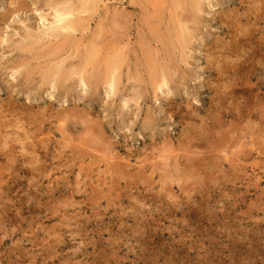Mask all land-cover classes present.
<instances>
[{"label":"rangeland","instance_id":"rangeland-1","mask_svg":"<svg viewBox=\"0 0 264 264\" xmlns=\"http://www.w3.org/2000/svg\"><path fill=\"white\" fill-rule=\"evenodd\" d=\"M0 264H264V0H0Z\"/></svg>","mask_w":264,"mask_h":264},{"label":"bare ground","instance_id":"bare-ground-1","mask_svg":"<svg viewBox=\"0 0 264 264\" xmlns=\"http://www.w3.org/2000/svg\"><path fill=\"white\" fill-rule=\"evenodd\" d=\"M194 4V3H193ZM86 5V4H85ZM193 7H195V5H193ZM196 7H197V4H196ZM195 7V8H196ZM201 8V7H200ZM197 9H199V8H197ZM61 11V10H60ZM65 11V10H64ZM67 11V10H66ZM58 14H60L59 15V20H58V23L59 24H61L62 23V25H61V30L62 31H66V32H68V31H71V30H73V28H74V26L72 25V21L71 22H69V20H66L67 18H71L73 15L71 14V12H69V11H67V12H64V13H58ZM56 15H57V13H56ZM55 15V16H56ZM57 21V20H56ZM55 22V21H54ZM57 23V22H56ZM57 23V24H58ZM57 26H59V25H57ZM60 27V26H59ZM56 29H57V27H56ZM60 31V30H59ZM58 31V32H59ZM61 33V32H60ZM54 36V35H53ZM184 37V36H183ZM182 39V38H181ZM179 41H182V40H179ZM96 56V53H95V51H92L91 50V54H90V58L91 59H93L94 57ZM118 57H120V56H118ZM110 61H112V60H110ZM114 61V60H113ZM108 62H109V60H108ZM151 63V62H150ZM150 63H149V65H150ZM153 63V62H152ZM151 63V64H152ZM20 64V63H19ZM104 64H105V62H104ZM106 64L108 65H105V67H108V70L106 71V73L104 74V81H107L108 83H110L109 84V88L111 89V90H113V88H115V78H112V74L114 73L113 71H112V73L111 72H109L110 71V68H111V66H112V62H109V63H107V60H106ZM17 65V64H16ZM119 65V64H118ZM22 67H23V65H21ZM151 67H152V65H151ZM151 67H150V69H151ZM153 67H154V69H155V67L156 66H154V63H153ZM100 68V67H99ZM115 68V67H114ZM69 70V69H68ZM164 70V69H163ZM148 71H149V69H148ZM156 71V70H155ZM29 73V72H28ZM33 73V72H32ZM101 74V73H100ZM156 74V73H155ZM54 75V74H53ZM68 76H69V74H68ZM31 77V76H30ZM56 76H54V78H53V83H54V87L56 86V84L55 83H58L59 81L60 82H62L63 80H64V82L67 80V78L66 77H64V78H60V79H57V77L55 78ZM26 78V77H25ZM158 78V77H157ZM26 79H28V77L26 78ZM166 79H167V77H166ZM62 80V81H61ZM168 82L169 81H167V83L166 84H168ZM63 83V82H62ZM61 84V83H60ZM157 84H158V82H157ZM156 84V85H157ZM65 84H63L61 87H63ZM159 86H160V84H159ZM57 87H58V84H57ZM157 87H158V85H157ZM161 88V87H160ZM159 88V89H160ZM162 89V88H161ZM124 104V103H123ZM18 135V134H17ZM100 138V137H99ZM2 142V141H1ZM13 142V141H12ZM101 156V155H100ZM172 168V167H171Z\"/></svg>","mask_w":264,"mask_h":264}]
</instances>
